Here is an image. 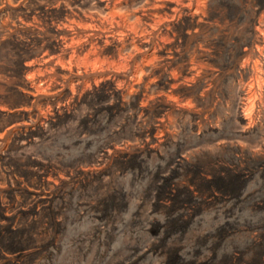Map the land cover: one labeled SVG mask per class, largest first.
<instances>
[{
	"label": "rangeland",
	"instance_id": "1",
	"mask_svg": "<svg viewBox=\"0 0 264 264\" xmlns=\"http://www.w3.org/2000/svg\"><path fill=\"white\" fill-rule=\"evenodd\" d=\"M114 1L0 0V264H264V81L225 68L264 0Z\"/></svg>",
	"mask_w": 264,
	"mask_h": 264
},
{
	"label": "bare ground",
	"instance_id": "2",
	"mask_svg": "<svg viewBox=\"0 0 264 264\" xmlns=\"http://www.w3.org/2000/svg\"><path fill=\"white\" fill-rule=\"evenodd\" d=\"M93 1H95L96 6L99 7L102 12H106L108 14L107 16L110 15V16L114 17L118 22L123 23V25L125 24L124 20L121 21V18L119 17L120 12L119 11L117 12V10L121 6V3L115 2V1L111 2L112 0H93ZM177 4L178 3L176 0H144V4L141 7L140 11H135L133 13L131 12L132 18L135 20V23L139 27L142 28V30L144 32H147L148 30H151L156 25V21H155L156 18H159L161 20L172 18V16L177 11ZM157 8L161 9L160 12L163 11L162 14H159V11H156ZM53 11H57V12L59 11V12L64 13L66 15V22L72 21L74 23L75 21H78L80 23H89V24H92V23L94 24V22H95L94 16L89 15V14L87 15L85 12H82L78 9L76 11H72V10L61 9L60 7H57ZM129 15L130 14H128L127 18L130 17ZM105 16H106V14H105ZM107 16L103 17V19L104 18L106 19ZM121 16H123V15H121ZM97 17H99V16L97 15ZM100 21H103V20L100 19ZM75 24H77V23H75ZM133 24H134V22H133ZM83 25H85V24H83ZM94 26H92V27H94ZM89 27L91 28V25ZM118 27H120V26H118ZM121 27H122V25H121ZM199 29H200V21L196 22L195 26L192 27L190 30H188L186 35H188V36L191 34L193 35ZM51 30L54 34H57L59 32L58 29H51ZM60 32H59V34H60ZM228 37H229V41H228L227 45L225 46V49L231 57H230L227 65L225 66V68L226 69H232L234 76L237 79L236 83H237L238 87H237L236 93L239 97H241V100L244 101L246 99H250L255 94L254 83L257 86L260 82L264 81V17H259L257 19L253 18L252 21H250L249 26L246 29H244L243 32L239 33L238 35L230 34ZM53 47H54L53 49L56 50L58 48L57 43L54 44ZM104 50H106L108 53H110L112 55H115V53H117L118 49L116 47H114V49H112V50H109V49L107 50L106 47H104V49L101 52H103ZM120 57L121 56H119L118 58H120ZM246 80L250 81V83L248 85L245 83ZM172 82H173V79L171 77L164 76V78H163L164 85L169 86ZM172 86H174V85H172ZM242 101L237 102L235 104V119L241 123H244L246 121V118H245V115L243 113V109L246 106V104H245V102H242ZM135 103H136L135 99L130 102V104H132L133 107L136 110H138L139 108L136 107ZM162 105H163V102L162 103L159 102L157 107H160V106L163 107ZM140 112H143V110L140 109ZM157 128H160V126H157ZM154 129H155L154 127L150 126L148 129L145 130L148 133L147 139L145 140V143H148L149 141H152L154 139L151 136V133ZM260 147L264 151V138H262V142L260 143ZM240 153L243 154L244 151L240 150ZM190 154H193V153H190ZM243 157H246V156H244V154H243ZM211 162L214 164H217L215 159H212ZM214 169L216 171H218L220 169V166L217 164V166L214 167ZM260 259H261V262H264V254L261 255Z\"/></svg>",
	"mask_w": 264,
	"mask_h": 264
}]
</instances>
